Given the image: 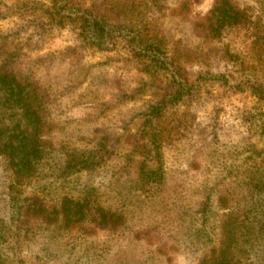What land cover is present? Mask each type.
Listing matches in <instances>:
<instances>
[{
    "label": "rangeland",
    "instance_id": "374dc122",
    "mask_svg": "<svg viewBox=\"0 0 264 264\" xmlns=\"http://www.w3.org/2000/svg\"><path fill=\"white\" fill-rule=\"evenodd\" d=\"M71 1L131 38L98 49L52 15L55 0H0V66L35 96L47 132L22 182L0 155V264H200L224 221L240 224L234 264H264V0H224L238 15L216 36L214 0ZM30 134L0 85V146ZM33 198L102 207L117 225L34 221L26 234L16 210Z\"/></svg>",
    "mask_w": 264,
    "mask_h": 264
},
{
    "label": "trees",
    "instance_id": "16d2710c",
    "mask_svg": "<svg viewBox=\"0 0 264 264\" xmlns=\"http://www.w3.org/2000/svg\"><path fill=\"white\" fill-rule=\"evenodd\" d=\"M71 3V0H55L52 15L78 22L80 37L85 45L108 49L118 38L128 40L131 38L130 33L124 27L113 25L108 20L94 16L87 10L75 8ZM229 12L230 15H228ZM236 12L228 2L214 0L212 9L205 17L207 22L212 21L209 23L208 29H205L206 33L216 36L222 27L236 23V20L231 22L238 15ZM196 28L197 31L200 29L198 25ZM23 82L15 73L7 69L5 64L0 66V85L14 94L21 104L23 117L29 122L31 128V134L23 141L0 146V155L7 161L8 173L14 182H22L33 172L36 163L42 156L43 138L47 133L39 103L32 92L26 90ZM182 96L181 89H179L172 99L162 100L158 106L151 107L152 114L157 115L161 105L170 101L178 102ZM84 210L83 204L70 199H63L59 207H51L45 205L38 198H33L31 204L26 208H17L16 215H20L19 218H22V215L25 217L24 222L17 225V229L26 234L31 230L30 233L35 234L34 229L39 228L36 225L38 222L45 226L60 222L67 228L78 223L86 231L91 230L88 227L111 231L117 225L119 216L109 210L102 207H96L93 210L87 208L86 214H84ZM20 227H25V229ZM221 227L224 237L219 241L217 247H212L209 250V255L204 257L200 264H234L232 249L236 243L235 238L238 235L240 224L237 222L231 227V224L224 221Z\"/></svg>",
    "mask_w": 264,
    "mask_h": 264
}]
</instances>
